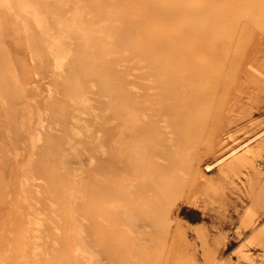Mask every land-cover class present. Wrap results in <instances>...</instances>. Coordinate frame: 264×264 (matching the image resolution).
<instances>
[{
  "label": "rangeland",
  "instance_id": "rangeland-1",
  "mask_svg": "<svg viewBox=\"0 0 264 264\" xmlns=\"http://www.w3.org/2000/svg\"><path fill=\"white\" fill-rule=\"evenodd\" d=\"M117 2L0 0V71L7 72L9 85L0 87V264H39V259L47 257L52 247L61 244L58 200L45 189V178L39 173L31 176L30 169L47 138L59 145L55 162L59 163L58 167L62 166L63 176L74 188L69 210L72 223L76 222L72 224L73 233L77 231L81 235L75 237L79 245L74 250L77 264H264V33L253 31L251 40L249 31L218 35V42L226 51L220 55L219 77L211 78L216 80L215 84L204 87L201 92L203 101L197 109L204 113H200V119L182 126L186 132L182 140H166L167 133L163 131L159 133L162 142L154 140L157 147L149 155L156 168L154 165L148 168L150 176L147 172L144 178L152 183L163 175L171 177L170 210L163 217L167 232L160 235L166 240L155 237L150 240L148 236L147 245L144 241L141 244L140 231L125 229V222L124 227L119 221L105 220L101 226L112 228L118 238L102 241L105 244L101 243L99 248L94 246L96 241L90 235L92 217L87 215L88 199L82 190L88 184L101 188L112 182L126 185L132 182L133 176L110 169L111 141L116 166L130 160L118 154L117 129L110 128L117 127L118 121L106 119L107 96L98 93L95 79L82 76L84 67L73 65L76 50L81 49L89 59L109 60L134 94L153 90L145 88L149 82L146 77L149 65L133 55L127 44L128 37L145 29L147 18L133 13L130 7L136 3L134 0ZM198 10L209 21L220 16L216 10L209 17L207 0L201 2ZM117 19L131 34L119 31L114 36ZM65 25H69V31ZM242 44H246L245 51L253 52L251 57H246L245 51L241 55ZM237 47L236 57L239 53L241 57L232 62L233 58H229ZM41 59L45 64L40 63ZM72 70L84 80L76 88L83 97L79 102L60 92L64 77ZM58 99L67 103L62 115L52 108L53 101ZM39 135L41 140L36 137ZM137 139V135L130 136L128 143L120 146ZM172 158L179 166L169 165L167 161ZM22 185L28 189L26 193H21ZM120 199L109 198L105 206L120 211L122 204L118 203H123ZM35 219L37 223L33 225ZM156 228L163 231L160 224ZM123 231L127 235L130 232L126 242L134 243L129 244L132 253L128 252V246L118 244ZM257 232L263 233L261 239H255ZM106 244L113 247L112 252L106 253ZM146 246L155 249L148 251ZM33 248L44 255L37 254Z\"/></svg>",
  "mask_w": 264,
  "mask_h": 264
},
{
  "label": "bare ground",
  "instance_id": "bare-ground-1",
  "mask_svg": "<svg viewBox=\"0 0 264 264\" xmlns=\"http://www.w3.org/2000/svg\"><path fill=\"white\" fill-rule=\"evenodd\" d=\"M202 1L204 0H134L133 3H136L133 7H130L133 8V13L135 15H141L144 19L147 18V22L145 21L144 24L145 29L128 37L129 42L127 44L129 51L133 55L141 57L147 65H149V71L148 73L146 72V77L149 82L147 81L148 84L145 85V88L153 90L140 93L136 91L137 93L134 94L133 89L128 86L127 81L122 79L120 73H117L112 65L110 66L111 62L109 60L104 59V61H96L93 58L89 59L81 49H78L75 52L73 65L76 66V68L78 65L84 67L82 69V76L87 80L95 79L96 83H94V85L98 86V93L107 96L105 107L109 113H106V119L108 118L109 121H116L117 119L118 121L117 127L115 125H111L110 127L117 129L115 139L118 137L116 142L120 143L118 144V154H121L122 159L128 157L130 160L127 164L124 163L120 167L118 165L116 166V162L113 160L115 149L113 141H111L109 148L110 169L113 172L118 171L120 175L130 173L131 176H133L132 182L126 185L123 183L115 184V182H112V185H107L108 187L101 188L99 185L92 186L91 184H88L85 189L82 190V193H84L88 199L87 215L92 217L93 224L90 229L93 233L91 232L90 235L93 241H96H92L94 246L98 247L101 245L102 241L118 238L117 232L113 231L112 228L105 227L104 225L101 226V223L105 222V220L107 222L119 221L123 225L125 222V225L127 226L125 227L124 225L125 229L127 228L130 230V227L133 232L134 230L140 231L141 234L139 233V237L141 239L139 238L140 240L138 241H140L139 243L141 244H143V241L151 240L153 237L160 238L161 241L166 240V238H162L160 235H166L167 232V229L165 230L163 217L164 215L167 216L170 210V194L173 190H170L168 186L170 185L169 181L171 177L163 175L160 179L153 180L152 183L144 178L145 173H149L147 169L153 167V165L155 167L156 164L152 161V158L150 157L151 154L149 155V153L157 147L154 140L157 138L160 140V143L162 142L159 138V133L162 131L167 133L166 140L172 141L174 138H176L174 141H177V139L182 140V138L186 136V132L182 131V126L191 120L200 119V113L203 111H199L200 109H197V107L203 101L201 92L204 87H210V85L213 86L215 84V79L219 77L218 71L221 63L220 55L226 51L218 42L220 33L233 35L235 32H239L240 34L244 32L246 34L249 31L248 38L250 40L254 37L251 34L252 31L264 33V0H207L209 17H211L216 10L219 12L218 15H220L215 16L210 21L205 18V15L201 11L198 10ZM112 2L114 4L119 3L117 0H112ZM117 21L114 25L116 26V30L114 32L110 30L114 33L115 37L118 35L117 32L119 31H122L127 35L131 34L127 26L121 23L119 19H117ZM67 26L65 27L66 29ZM245 45L242 44L243 50L241 55H243V52L245 51ZM238 48L239 47H237L235 53L229 58H233L232 62L239 57L240 53L237 54L236 57ZM106 50L110 49H105V51ZM252 55L253 52L251 50L245 51L246 57H251ZM40 63L42 65L45 64L44 59H41ZM6 73V71L4 73L0 71V87L9 86L7 84ZM67 74L68 75L64 77L62 87L60 88L62 96L72 97V99H77L78 102L80 99L82 101L83 97L81 98V93H79L76 88L77 85L84 80L74 70ZM8 80H10L11 83L14 82L12 79ZM155 81H158V84ZM74 102V104L77 103L76 101ZM65 105H67V103L64 104V102H59L58 99V102L53 101L52 108L54 112L56 111V114L62 115L65 112ZM179 122H182V124H179ZM158 127L162 128V130H158ZM109 134L111 135L110 131L108 135ZM135 135L138 136L137 140L127 144L125 147L120 146L122 143H128L130 136ZM36 137H41L40 140L42 139V135ZM42 145L43 146L40 148L38 155L36 154L38 158L34 161L35 163L31 164V176L35 173L41 174L46 180L45 189L57 198V210L62 217V234L59 237L61 244L55 248L52 247V250H49V255L47 253L45 254V256L48 255L47 257L39 259V264H77V261L75 260L76 252H74V250H78L77 247H79L75 242V237L79 232L75 230L76 234L73 233L74 230H72V224H75L76 222L72 223L73 215L69 210V208L72 207L71 199H73L74 188L72 184L69 185V180V183L67 182V177L65 178L63 176L62 171L60 170V167L62 166L58 167L57 165L59 163L57 164L55 162L57 158L56 155H59L60 153L59 145L55 144V142L48 138L45 140V144ZM162 151L163 150H161V152ZM167 162L171 167L179 166L177 165V160L174 158ZM158 170L161 169L159 168ZM153 172H155L154 177H157L156 171ZM28 178L29 177H27V179ZM22 182H24V180H22ZM23 184L25 185L26 183ZM24 185L20 187L21 193H26V191H28ZM19 196L26 197V194L25 196L24 194ZM40 196L42 195L40 194ZM116 196H118V199L120 197V200L123 202L118 203L119 205L122 204L120 211H116V208V210H110L108 209V206H105L106 201H108L109 198H115ZM29 201L31 200H27V202ZM78 207L76 206V208ZM166 207H168L167 211H165ZM80 208L82 209L83 206L81 205ZM75 215L77 214H74V216ZM35 223H37L36 219L32 224L34 225ZM155 224L162 225L163 231H159ZM125 231H123V233L121 232L119 235L120 242L118 240V244L119 246H128L127 248L129 249L134 243H129L132 244L129 245L128 242H126L129 238L128 235L130 232L127 231L129 232L127 235ZM261 233L257 232L254 235L255 239H261L263 236V233ZM77 236L80 237L81 235L79 234ZM148 236L149 239H147ZM135 238L132 237L133 240H135ZM30 241L34 240L32 239ZM55 242H57V240ZM109 244L105 245V249L107 250L106 253L112 252L113 247H110ZM141 244L140 247L142 246ZM136 246L138 247L139 245L137 244ZM148 246H146L148 251L150 250L153 252L155 248L152 246V248L149 249ZM41 248L42 247H40V250ZM141 248L144 249L143 246ZM34 250L35 248H33V251ZM40 250L34 252L44 255V249L41 250L44 253H41ZM129 251L130 249L128 252ZM168 251L171 253L173 250L170 248ZM108 262L112 263V260L111 262Z\"/></svg>",
  "mask_w": 264,
  "mask_h": 264
}]
</instances>
